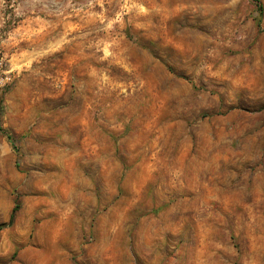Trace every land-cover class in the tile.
<instances>
[{"label": "rangeland", "instance_id": "1", "mask_svg": "<svg viewBox=\"0 0 264 264\" xmlns=\"http://www.w3.org/2000/svg\"><path fill=\"white\" fill-rule=\"evenodd\" d=\"M259 1L0 0V264H264Z\"/></svg>", "mask_w": 264, "mask_h": 264}, {"label": "trees", "instance_id": "2", "mask_svg": "<svg viewBox=\"0 0 264 264\" xmlns=\"http://www.w3.org/2000/svg\"><path fill=\"white\" fill-rule=\"evenodd\" d=\"M254 1L257 3L258 13H259V15H261V14H262V4L260 3L259 0H254ZM258 23H259V20H258V22H257V25H258ZM0 129H1V128H0ZM7 135H8V134H7ZM8 137H9V139H11V140L13 141V143H14V140L12 139V137H11L10 135H8ZM16 209H17V206H15V207L12 209V212H11V214H10V218H9V221H11L12 218L14 217V213H15Z\"/></svg>", "mask_w": 264, "mask_h": 264}]
</instances>
